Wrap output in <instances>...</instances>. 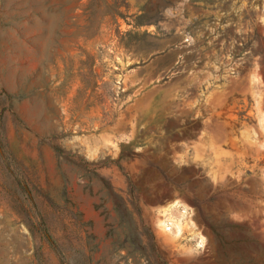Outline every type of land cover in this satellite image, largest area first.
I'll list each match as a JSON object with an SVG mask.
<instances>
[{
	"label": "rangeland",
	"instance_id": "obj_1",
	"mask_svg": "<svg viewBox=\"0 0 264 264\" xmlns=\"http://www.w3.org/2000/svg\"><path fill=\"white\" fill-rule=\"evenodd\" d=\"M0 264H264V0H0Z\"/></svg>",
	"mask_w": 264,
	"mask_h": 264
},
{
	"label": "bare ground",
	"instance_id": "obj_2",
	"mask_svg": "<svg viewBox=\"0 0 264 264\" xmlns=\"http://www.w3.org/2000/svg\"><path fill=\"white\" fill-rule=\"evenodd\" d=\"M180 207V206H179ZM176 208V204L175 205H172L171 206V208L170 209H166V211L168 212V213H170L173 209H175ZM184 213H187L188 214V212L183 208V210H181V214H184ZM186 214V215H187ZM185 215V214H184ZM186 217V216H185ZM184 218V217H183ZM201 240H202V238H201Z\"/></svg>",
	"mask_w": 264,
	"mask_h": 264
}]
</instances>
